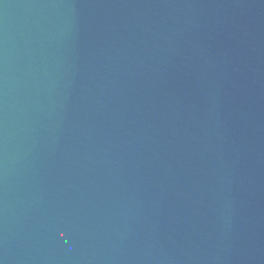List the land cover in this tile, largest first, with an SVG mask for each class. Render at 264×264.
Here are the masks:
<instances>
[{
    "label": "water",
    "instance_id": "1",
    "mask_svg": "<svg viewBox=\"0 0 264 264\" xmlns=\"http://www.w3.org/2000/svg\"><path fill=\"white\" fill-rule=\"evenodd\" d=\"M0 264H264V0H0Z\"/></svg>",
    "mask_w": 264,
    "mask_h": 264
}]
</instances>
